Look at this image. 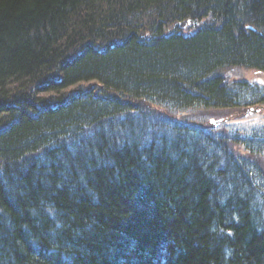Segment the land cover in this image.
Listing matches in <instances>:
<instances>
[{
    "label": "trees",
    "instance_id": "trees-1",
    "mask_svg": "<svg viewBox=\"0 0 264 264\" xmlns=\"http://www.w3.org/2000/svg\"><path fill=\"white\" fill-rule=\"evenodd\" d=\"M3 102L0 264H264V0H0Z\"/></svg>",
    "mask_w": 264,
    "mask_h": 264
},
{
    "label": "bare ground",
    "instance_id": "bare-ground-1",
    "mask_svg": "<svg viewBox=\"0 0 264 264\" xmlns=\"http://www.w3.org/2000/svg\"><path fill=\"white\" fill-rule=\"evenodd\" d=\"M202 23H204V21L203 22H201L200 24H202ZM247 28L245 29V31H247V29H249V30H253V29H255V27H254V25H251V24H248L247 26H246ZM181 33H184L183 31L181 32ZM191 33L193 34V33H195V29L193 30V31H191ZM186 34V33H185ZM112 45H114V44H112ZM112 45H110V47L112 46ZM227 69H229V68H225L221 73H219L218 74V76H220L221 78L223 77V79H224V75H225V78L227 79V81L229 80V78H233V77H230V71L231 70H227ZM227 70V73L226 74H224V72ZM239 77H243V78H245V79H247V80H251V81H260L259 79H249L247 76H239ZM94 88V87H93ZM98 90H101V87L98 89ZM29 104H32V105H35V107L37 106L39 109H41V110H45V109H48L46 106H40V105H36L37 103L34 101L33 102V98H30L29 100ZM36 103V104H35ZM42 104V103H41ZM45 104H47V106L49 107V109H51V110H53V111H56L57 109H58V107H60L57 103H53V102H46ZM125 104H128V101L126 100L125 101ZM2 105H4L5 106V108L4 109H8V106L3 102V103H0V110H3V107H2ZM15 107V106H14ZM44 107V108H43ZM16 109H20L19 107L18 108H16ZM195 112V111H194ZM0 114H1V111H0ZM126 115V114H125ZM123 116L122 118L123 119H121V121L120 122H117V121H115L114 123V125H113V127L115 126V127H119L120 125H121V123H123V121H127L128 120V118H130V116L129 115H126V116ZM190 117H189V119L190 120H194L195 122H197V121H199V123H201V122H203L202 121V119H204V118H202L201 116H192V113H190ZM198 118H200V119H198ZM2 120V119H1ZM0 120V121H1ZM165 122L164 123H166L167 124V126L166 125H162L159 129H166V130H169V129H172V127H175L176 126V124L175 123H172L171 121H169V120H167V119H165L164 120ZM2 123H0V130L1 129H6V127H5V123L3 122V121H1ZM192 123V122H191ZM260 125H263V124H256V125H251V126H248V127H246V126H241V127H239L238 129H236V131H238V132H240L241 134H246V135H240V137L241 138H243V139H247V140H249V142H253V143H255V144H259V143H261L260 141H261V138H259V139H257L258 138V134L257 133H250V134H247L248 132H250V129H254V128H256V126H260ZM112 126V124H110V122H108V123H105V126L101 129V133H102V135H101V137L103 138V139H106V140H110V144H111V146L113 147V148H116L117 146H119V145H122V144H124V143H128V142H130L135 136H136V134H133V133H131L130 134V136L129 137H127V136H125V135H122L119 131H117V130H114V128H112L111 127ZM191 126V125H190ZM77 129L79 130V131H81L82 130V127H77ZM119 137V139H117ZM84 139L87 141V142H89L90 144H94V143H92L93 142V139H91L90 137H89V133L87 132V130L85 131V133H84ZM111 139H117L115 142H113V141H111ZM137 139V138H136ZM198 148H200V145L199 146H197ZM245 148H244V146H243V150H244ZM34 152H35V150H32L30 153H33V154H31L30 156H32L31 157V161H33V162H37V163H40V161L42 160V155L41 154H34ZM52 152H54V153H56L55 151H52ZM191 155H192V157H193V159H195V158H197L196 156V154H193V153H191ZM52 157V156H51ZM198 160V159H197Z\"/></svg>",
    "mask_w": 264,
    "mask_h": 264
},
{
    "label": "rangeland",
    "instance_id": "rangeland-1",
    "mask_svg": "<svg viewBox=\"0 0 264 264\" xmlns=\"http://www.w3.org/2000/svg\"><path fill=\"white\" fill-rule=\"evenodd\" d=\"M241 74L247 76L249 79H253V78L259 79V80L263 79L262 76L260 75V71H256V70H248V71L245 70V71H242ZM204 119H202L203 122H205ZM215 119L218 120V118H215ZM220 119H224V118H220ZM223 124H228L227 130H231V131L238 129L242 125L248 127V126L256 125V124H264V113H261V112L251 113L247 117L240 118L239 120H234V121L228 119V121H226V123H223Z\"/></svg>",
    "mask_w": 264,
    "mask_h": 264
},
{
    "label": "water",
    "instance_id": "water-1",
    "mask_svg": "<svg viewBox=\"0 0 264 264\" xmlns=\"http://www.w3.org/2000/svg\"><path fill=\"white\" fill-rule=\"evenodd\" d=\"M215 125L217 124V122H213Z\"/></svg>",
    "mask_w": 264,
    "mask_h": 264
}]
</instances>
